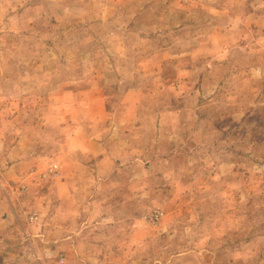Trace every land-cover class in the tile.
Instances as JSON below:
<instances>
[{"label": "rangeland", "instance_id": "rangeland-1", "mask_svg": "<svg viewBox=\"0 0 264 264\" xmlns=\"http://www.w3.org/2000/svg\"><path fill=\"white\" fill-rule=\"evenodd\" d=\"M0 182V264H264V0H0Z\"/></svg>", "mask_w": 264, "mask_h": 264}, {"label": "crops", "instance_id": "crops-1", "mask_svg": "<svg viewBox=\"0 0 264 264\" xmlns=\"http://www.w3.org/2000/svg\"><path fill=\"white\" fill-rule=\"evenodd\" d=\"M92 143H95V145H90L89 149H83V153L85 156H88L90 161L97 160V161H105L106 159H111L113 156H111V152H109V148L106 145L105 140H92ZM97 148V149H96ZM105 159V160H104ZM119 160V159H116ZM118 162V161H117ZM69 177L66 175L63 178L62 185L67 187V183L71 184V182H68ZM1 184H4L3 182H0ZM16 205V204H15ZM14 205V206H15ZM12 206V207H14Z\"/></svg>", "mask_w": 264, "mask_h": 264}, {"label": "built area", "instance_id": "built-area-1", "mask_svg": "<svg viewBox=\"0 0 264 264\" xmlns=\"http://www.w3.org/2000/svg\"><path fill=\"white\" fill-rule=\"evenodd\" d=\"M58 170H59V167H58L57 165H53V166L48 170V172L46 173L45 176H47V175H49V174H51V175H56V174L58 173ZM35 219H36V215L33 216V217L31 218V220H33V221H35Z\"/></svg>", "mask_w": 264, "mask_h": 264}]
</instances>
